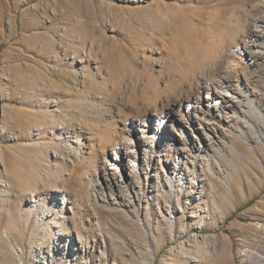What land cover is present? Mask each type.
I'll return each instance as SVG.
<instances>
[{
    "label": "rangeland",
    "instance_id": "obj_1",
    "mask_svg": "<svg viewBox=\"0 0 264 264\" xmlns=\"http://www.w3.org/2000/svg\"><path fill=\"white\" fill-rule=\"evenodd\" d=\"M256 18L264 0H0V264H264L263 124L238 144L241 113L211 139L184 106L166 138L153 113L172 93L144 90L217 57L264 116V60L242 44ZM198 84L190 105L215 91ZM133 120L156 121L111 177Z\"/></svg>",
    "mask_w": 264,
    "mask_h": 264
},
{
    "label": "bare ground",
    "instance_id": "obj_2",
    "mask_svg": "<svg viewBox=\"0 0 264 264\" xmlns=\"http://www.w3.org/2000/svg\"><path fill=\"white\" fill-rule=\"evenodd\" d=\"M259 19L260 18H256L255 20H252L251 23L248 21L249 24L243 28L246 33L243 32L245 33V36H243L244 42L242 43L243 50L249 57H251V65L254 66L256 70L262 69V61L264 60V26L257 24ZM248 35L249 37H247ZM206 65L208 66L209 71L205 69ZM223 65L224 64H219L217 57L212 58L210 56L200 60L189 59L184 63V65L183 62H178L174 68L170 67L168 69L171 76L165 83V88H163V90L158 88L153 78H148V83L144 87L145 93L148 94L152 92L157 99L166 92L172 93L162 103V108H157L153 113V116H155L154 119L157 118L156 120L158 121L157 126L162 128L159 132L162 133L163 137L167 138L173 136L170 133L169 121H178L176 116H180V114L176 115V108H179L180 110L185 106L187 110L192 111V113L186 114L187 118H190V120L193 121L195 119L198 125H200L197 130H205L206 132L209 131V137L211 139H223L226 128H230L232 126V122L236 121V119L240 117L241 113L243 114V126L236 137L238 139V144L239 142L246 143L243 140L246 139L248 134L247 132L250 131H254L257 138L261 139L256 127L251 121V119L258 120L264 126V116L258 111L259 100L256 98V94L250 90V85L245 78L235 76L230 73L229 66L220 71L219 69ZM190 80L193 82L198 80L200 82V84H198L200 86L197 88L200 90L199 92H201L204 87L208 93L215 90L212 93L213 96L207 95L205 99L202 95L195 96V101L193 100V104L190 105L191 99L183 94L186 90V86L189 85ZM218 98H221L218 104L222 105L220 106V114H218V110H216L215 113L212 110V108L217 107L215 102ZM157 99L150 97L149 101L153 103L158 101ZM163 109H168V113L166 116L163 115L159 118L158 116ZM170 116L173 117L171 120L169 119ZM165 117L168 118L166 119ZM182 119L183 117H181V120L179 119V123L181 122L180 127L185 124V120L182 121ZM156 120L153 121L155 122ZM154 122L151 126H146L144 123L133 120L128 127L125 126V128L122 129L121 136H124V139L121 146L113 154L115 164H108L110 170L109 174L111 177L116 176V173H121V176H124L128 173V171L133 173V171L136 170V163L132 161V158L136 161V151H132V148H136V138L140 140L147 137L149 128L154 125ZM197 132L198 131L192 132L194 133L193 138L202 141V135ZM203 134L205 135L206 133L203 132ZM177 154L178 156L180 155L179 158L185 157L187 155V151L183 148L181 154L180 152ZM128 161H130V163H128ZM57 190V187L53 189V191ZM230 190L232 191V196L230 194H226V198L236 199L238 191L234 190L233 187H230Z\"/></svg>",
    "mask_w": 264,
    "mask_h": 264
}]
</instances>
